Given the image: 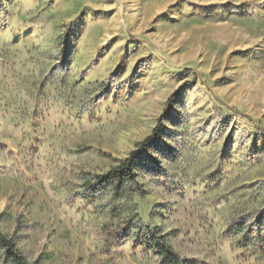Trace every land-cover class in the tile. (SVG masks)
I'll return each instance as SVG.
<instances>
[{
  "label": "rangeland",
  "instance_id": "1",
  "mask_svg": "<svg viewBox=\"0 0 264 264\" xmlns=\"http://www.w3.org/2000/svg\"><path fill=\"white\" fill-rule=\"evenodd\" d=\"M159 125L127 192L94 185ZM0 233L28 263L264 264V0H0Z\"/></svg>",
  "mask_w": 264,
  "mask_h": 264
},
{
  "label": "trees",
  "instance_id": "2",
  "mask_svg": "<svg viewBox=\"0 0 264 264\" xmlns=\"http://www.w3.org/2000/svg\"><path fill=\"white\" fill-rule=\"evenodd\" d=\"M161 135V125L156 127L151 135L137 144L136 150L132 151L116 168L110 170L107 174L97 176L94 179V185L103 189L111 187L115 194L121 195L135 182L133 165L135 157L142 151L146 150ZM131 191V190H130ZM119 239L120 237H116ZM157 246V255L160 257L162 264H185V259H180L164 243ZM0 251L4 260L9 264H38L28 263L23 257L22 252L16 247L11 239L0 233Z\"/></svg>",
  "mask_w": 264,
  "mask_h": 264
}]
</instances>
